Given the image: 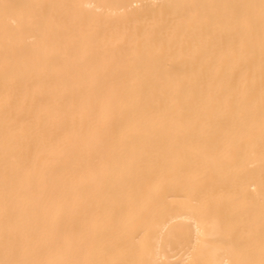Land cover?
<instances>
[{"label":"bare ground","instance_id":"1","mask_svg":"<svg viewBox=\"0 0 264 264\" xmlns=\"http://www.w3.org/2000/svg\"><path fill=\"white\" fill-rule=\"evenodd\" d=\"M0 264H264V0H0Z\"/></svg>","mask_w":264,"mask_h":264}]
</instances>
